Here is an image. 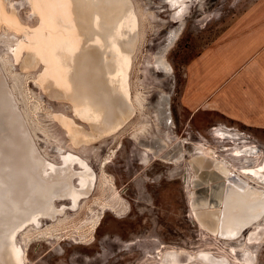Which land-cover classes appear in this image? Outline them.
I'll list each match as a JSON object with an SVG mask.
<instances>
[{"label":"rangeland","instance_id":"rangeland-1","mask_svg":"<svg viewBox=\"0 0 264 264\" xmlns=\"http://www.w3.org/2000/svg\"><path fill=\"white\" fill-rule=\"evenodd\" d=\"M43 1L0 0V70L40 155L57 167L70 155L83 165L74 163V172L87 167L93 181L76 205L58 200L55 218L18 233L22 263L206 264L198 259L203 254L225 264H264V217L234 240L200 227L192 198L211 199V188L224 180L190 163L212 158L264 191V134L213 114L192 115L182 102L186 67L258 0H128L137 33L126 74L133 112L94 141L91 123L73 104L47 94L46 62L22 66L29 52L36 60L49 44L43 19L51 5ZM180 5L186 11L174 19ZM60 20L53 21L61 27ZM73 184L77 189V177Z\"/></svg>","mask_w":264,"mask_h":264},{"label":"bare ground","instance_id":"bare-ground-1","mask_svg":"<svg viewBox=\"0 0 264 264\" xmlns=\"http://www.w3.org/2000/svg\"><path fill=\"white\" fill-rule=\"evenodd\" d=\"M47 2L51 8L46 10L47 20L43 21L49 23L51 30L46 42L49 44L45 50L42 48L44 53L35 52L36 60L29 52L22 66L31 67L38 60L46 62L44 89L51 98L69 101L75 113L91 123L90 139L94 141L107 131H117L133 112L126 74L137 33L128 0ZM180 7L174 19L185 13L186 8ZM54 19L60 20L61 27ZM66 25L71 26L72 33L63 36L60 32ZM41 42L43 45L42 39ZM13 101L0 70V264H23L21 250L15 243L18 233L29 223L38 225L40 218H55L61 213L55 206L58 200L70 199L76 205L90 192L93 181L87 167L80 173L74 172V163L83 165L70 155L63 159L61 167L48 163L34 145ZM190 163L200 173L208 172L211 180L215 174L224 180L222 185L211 188V199L197 201L192 196L195 220L210 235L234 240L264 217L263 190L250 187L223 163L204 155ZM208 168L214 171H207ZM259 170L264 172V163ZM76 177L77 189L73 184ZM198 259L206 264H225L203 254Z\"/></svg>","mask_w":264,"mask_h":264},{"label":"crops","instance_id":"crops-1","mask_svg":"<svg viewBox=\"0 0 264 264\" xmlns=\"http://www.w3.org/2000/svg\"><path fill=\"white\" fill-rule=\"evenodd\" d=\"M182 102L192 115L213 114L264 134V0L189 63Z\"/></svg>","mask_w":264,"mask_h":264}]
</instances>
